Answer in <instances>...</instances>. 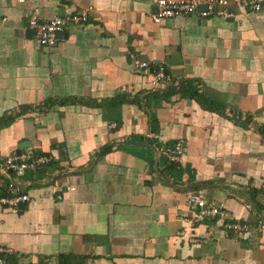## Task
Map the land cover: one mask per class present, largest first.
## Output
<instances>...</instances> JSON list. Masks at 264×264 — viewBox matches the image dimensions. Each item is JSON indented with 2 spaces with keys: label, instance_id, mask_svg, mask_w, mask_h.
<instances>
[{
  "label": "crops",
  "instance_id": "1",
  "mask_svg": "<svg viewBox=\"0 0 264 264\" xmlns=\"http://www.w3.org/2000/svg\"><path fill=\"white\" fill-rule=\"evenodd\" d=\"M237 1L218 7L230 17L155 21L154 0H0V165L28 146L52 155L9 173L30 198L0 208L5 264H264V228L240 237L187 203L264 222V1ZM82 11L49 47L26 24ZM158 65L169 77L154 82ZM177 141L168 165L157 150Z\"/></svg>",
  "mask_w": 264,
  "mask_h": 264
},
{
  "label": "built area",
  "instance_id": "2",
  "mask_svg": "<svg viewBox=\"0 0 264 264\" xmlns=\"http://www.w3.org/2000/svg\"><path fill=\"white\" fill-rule=\"evenodd\" d=\"M264 0H238L237 4L245 10L259 11L263 6ZM228 0H154L153 19L160 21L162 19H173L176 17H188L196 13L199 17L210 15H221L230 17L233 12L226 7ZM204 7V8H203ZM88 20L86 12L70 13L68 15H55L48 20H40L35 13H31L27 19V27L32 31L34 41L41 47H49L56 44L57 33L64 28L72 25L81 24ZM131 65L137 70H147L148 62L131 56ZM153 72V81L168 79L163 65H158ZM226 112L232 118H237L234 110L227 109ZM252 122L255 128L260 124L254 120ZM150 136V135H148ZM158 154L162 155L166 161L174 164H181L184 147L181 141L172 145H164L158 148ZM52 161V155L49 153H36L31 147H25L15 150L8 154L0 165V208L19 209L20 205L29 200L28 192L21 191V185L10 178L9 173L16 176H22L27 171L36 172L44 168ZM187 203L192 211L191 221L198 219L215 220L221 222L222 227L227 231H233L240 237H246L252 231H261L264 228V222L260 220L256 226L252 227L239 217H234L226 211L221 204L208 201L197 194H191L187 198ZM251 208L250 204L245 205ZM226 220V221H225ZM183 236V232L180 233ZM194 241L192 238H190ZM11 250L0 247V264H5V254ZM49 259H44L42 264H50Z\"/></svg>",
  "mask_w": 264,
  "mask_h": 264
},
{
  "label": "trees",
  "instance_id": "3",
  "mask_svg": "<svg viewBox=\"0 0 264 264\" xmlns=\"http://www.w3.org/2000/svg\"><path fill=\"white\" fill-rule=\"evenodd\" d=\"M197 98V101L198 103H200L202 106L204 107H208V108H213V103L211 102H208L207 100H205L203 97H196ZM42 153H47V152H42ZM168 162V161H167ZM169 164L168 165H173L172 163L168 162Z\"/></svg>",
  "mask_w": 264,
  "mask_h": 264
},
{
  "label": "water",
  "instance_id": "4",
  "mask_svg": "<svg viewBox=\"0 0 264 264\" xmlns=\"http://www.w3.org/2000/svg\"><path fill=\"white\" fill-rule=\"evenodd\" d=\"M204 8V7H203ZM59 34H61L60 32L57 33V37H59ZM262 218H264V216H262Z\"/></svg>",
  "mask_w": 264,
  "mask_h": 264
}]
</instances>
